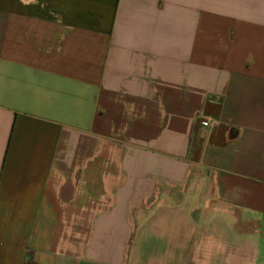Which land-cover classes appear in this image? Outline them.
Masks as SVG:
<instances>
[{
  "label": "crops",
  "instance_id": "crops-1",
  "mask_svg": "<svg viewBox=\"0 0 264 264\" xmlns=\"http://www.w3.org/2000/svg\"><path fill=\"white\" fill-rule=\"evenodd\" d=\"M188 215L199 264H264V0H0V264H128Z\"/></svg>",
  "mask_w": 264,
  "mask_h": 264
},
{
  "label": "rangeland",
  "instance_id": "rangeland-1",
  "mask_svg": "<svg viewBox=\"0 0 264 264\" xmlns=\"http://www.w3.org/2000/svg\"><path fill=\"white\" fill-rule=\"evenodd\" d=\"M188 216L190 218L185 222H183L184 220H179L180 224L179 221L173 222L177 226L173 227L175 232L169 237L172 224L167 225L169 231L160 238L156 239V236L153 235L152 240H139L136 237L130 246L128 264H199L198 255L201 251L214 250V241H202L203 233L210 232L211 221L214 222L211 218L214 216L211 217L212 215L209 213L204 215L210 221L205 226L202 225L203 233L199 226L201 220L192 215ZM212 232L214 235V226L211 234ZM207 262L214 264L212 257H209Z\"/></svg>",
  "mask_w": 264,
  "mask_h": 264
},
{
  "label": "built area",
  "instance_id": "built-area-1",
  "mask_svg": "<svg viewBox=\"0 0 264 264\" xmlns=\"http://www.w3.org/2000/svg\"><path fill=\"white\" fill-rule=\"evenodd\" d=\"M200 124L201 126L206 128H212L213 126H215V122L211 118H202Z\"/></svg>",
  "mask_w": 264,
  "mask_h": 264
}]
</instances>
